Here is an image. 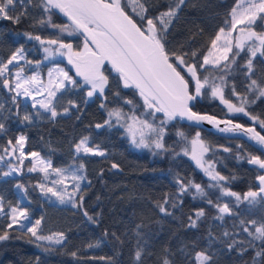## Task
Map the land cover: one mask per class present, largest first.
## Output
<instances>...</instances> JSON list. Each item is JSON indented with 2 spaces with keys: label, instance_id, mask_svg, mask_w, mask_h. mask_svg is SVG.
I'll return each mask as SVG.
<instances>
[{
  "label": "trees",
  "instance_id": "obj_1",
  "mask_svg": "<svg viewBox=\"0 0 264 264\" xmlns=\"http://www.w3.org/2000/svg\"><path fill=\"white\" fill-rule=\"evenodd\" d=\"M121 2L123 5L125 0ZM235 4L236 0H186L177 18L169 26V50L178 51L183 46L182 50L189 54L196 51L197 57L192 59L189 56L188 62L202 63L203 56L211 47V39L225 25V20H230L229 13ZM39 5L40 0H32L31 4L28 0H24L23 5L17 3L16 11L10 15L24 12L18 23L0 18V63H5L18 48H23L25 62L30 66L28 71L39 68L37 61L44 65L50 63L44 62V48H56L57 45H42L28 34L32 37L39 35L43 40L59 37L64 43L72 44L74 51L83 50L85 38L79 32L68 36L65 32L52 28L51 24H70L54 10L45 13ZM170 6H174L173 0H147L146 15L154 18L167 11ZM125 11L140 23L139 18L131 11V6H126ZM136 11H140L139 7ZM49 15L51 23L47 22ZM41 19L45 20L44 24L39 23ZM262 23L257 20L254 28L264 32ZM229 56L231 57V53ZM247 59L246 51H241L236 57L239 67L233 64L227 70L230 75L229 85L234 83L236 91L242 94H247L246 85L249 83L245 79L246 69L243 67ZM60 63L65 64L72 73L65 60ZM253 65L255 75L252 78L264 80V57L258 54ZM102 70L109 78L111 89L106 90L104 96L97 94L89 98L86 95L87 87L81 90L69 84L57 95L59 111L65 108H69V111L59 112L54 118L50 113H44L43 118L32 121H24L21 105L25 104L31 114H34L35 109L28 102L23 103L24 99L20 96L14 101L13 93L3 88V78L0 77V123L5 126L0 131V154L10 145L9 141L12 142L11 145L15 144L18 136L24 134L27 151H37L49 157L55 166L83 163L87 179L78 195V198L83 195V206L73 207L44 201L37 190V182L40 180L37 172L5 177L0 175V197L4 204V212L0 213V234L5 230L10 234V239L0 242V264H137L134 253L138 243L143 247L139 264H162L165 256L172 264H190L195 252L201 250L209 252L212 264H264V257H255L256 251L264 248V242L254 240L242 230L243 227H248L250 231H254L247 221L255 220L258 224L264 222V206H249L247 202L237 204L234 197L218 199L221 196L218 190L206 188L213 205L228 203L232 209V215L225 214L220 219L218 209L209 205L207 199L199 196L194 198V190L179 193L176 182L177 177H182L185 182L193 181L202 186L209 183L203 169L189 154L196 133L200 134L199 139L211 149L205 153V161L214 162L215 171L230 178L224 182L225 186L241 196L250 189L257 190L256 177L262 171L257 166L250 165L247 157L262 156L261 152L242 138L221 136L177 118L167 121L165 126L164 142L170 149L168 152L153 155L150 149L136 148L131 143L126 126L116 124L114 118L113 126L104 124L108 119L107 110L120 107L124 112H130L131 106L124 105L123 100H132L135 105L141 106L136 111L137 116L144 113L142 119L151 121L153 118L146 115V110L142 107L143 100L137 90L124 89L110 65L105 64ZM199 71L202 77L209 76L210 80L222 74L217 66L207 65ZM74 79L83 83L82 78L74 75ZM118 91L123 98L121 101L114 100V93ZM224 95L226 99L239 104L229 89H225ZM247 95L250 101L254 100V103L246 106L247 112L250 116L264 119V97ZM69 101L75 102L77 107H71ZM102 103L107 105V109L101 107ZM194 109L231 117L244 124H255L262 131L256 122L251 121L250 116L229 113L227 106L208 92L197 101ZM163 119L162 113H156L157 124ZM97 124L103 127L97 128ZM178 132H182L184 138L178 136ZM85 136L89 137L90 144L105 149L106 155H75V144ZM225 148L230 151L225 152ZM238 156L246 158L238 159ZM113 163L119 167L112 168ZM4 170L6 166L0 163V174ZM18 185H23L29 201L21 199L23 193ZM165 195L171 197L170 205L173 202L176 205L167 206L170 215L161 213L157 207L158 203L163 202ZM16 204L30 206L35 217L43 218L45 230L64 232L67 239L63 246L53 244L48 251H44L37 243L47 247L48 242L32 243L29 241L33 238L20 228L13 226V229H7L9 206ZM200 209L204 210L205 215L197 220L195 227H191L190 217L195 219L194 214ZM84 211L93 220H89L83 214ZM241 221L245 222L244 225ZM225 232L230 235L225 236ZM234 241L238 243L233 244ZM89 244H98V247L89 248ZM230 244H233L231 249ZM73 252L77 253L75 257L71 255ZM108 258H111V262Z\"/></svg>",
  "mask_w": 264,
  "mask_h": 264
},
{
  "label": "snow or ice",
  "instance_id": "obj_2",
  "mask_svg": "<svg viewBox=\"0 0 264 264\" xmlns=\"http://www.w3.org/2000/svg\"><path fill=\"white\" fill-rule=\"evenodd\" d=\"M24 4V0H0V18L12 20L18 23L21 17L25 14L21 12L17 15H10L16 11V5ZM31 4L32 0H28ZM147 0H125L122 5L121 0H40V5L45 13H51L53 9H59L71 22L70 25H55L51 24L54 29H59V32H67L71 36L74 32H81L85 35V43L82 51H73V46L70 43H64L59 37L56 39L43 40L39 35L34 37L28 34L30 38L39 41L42 45H57L53 51L50 47H45L44 52L47 53L45 59L60 53L68 56L70 64L76 68V76L81 77L83 83L78 82L68 72L63 69H50L49 77H52L55 71L61 79L56 83L55 90H49L48 96L53 97L56 91L66 88L67 85H72L83 90L87 87V97L91 98L99 94L104 96L106 90H111L109 85V78L102 70L105 61L111 63L112 70L117 74L118 81L122 82L124 89L133 88L138 91L139 96L143 100L142 107L146 110V115L153 119H142L141 116L136 115L140 105H135L132 100H123V104L131 106L130 112H124L120 107H114L107 110L108 119L104 121L105 125L113 126V118L116 124L126 126L127 132L131 136V143L136 148H146L153 152V155H159L161 152H168L170 149L165 145V126L167 121L175 120L177 117L186 119L191 122L199 123L201 121H208L214 124L222 133H241L246 136L252 146L257 148L258 151L264 153V135L256 130V126L245 127L242 124H233L231 119L219 121L214 116L201 115L193 111L196 103L207 92L211 91L213 98L219 99L227 106V111L234 114H244L250 116L247 112L246 106L250 101L247 94H251L256 98L264 97V80L252 78L255 75V68L253 65L254 59L258 56L264 57V32H256L254 25L257 20L264 22V0H236V4L232 7L229 16L230 20H225V25L219 29V32L211 39V47L208 54L203 56L202 63H189L188 57L195 59L198 55L196 51L190 54L181 49L178 51H170L168 45L170 41L167 39L169 26L174 19L177 18L178 12L186 3V0H173L174 6H170L167 11L161 12L154 18H149L146 13L148 9L145 7ZM126 6H131V11L139 18L140 23L133 19L125 11ZM139 7L140 11L137 12L136 8ZM146 21V24L144 23ZM48 23H51V16H48ZM39 23L44 24L45 20L41 19ZM239 27V35L233 36V32L237 31ZM227 29V30H226ZM90 44L93 47H90ZM235 49V51H234ZM241 51H246L248 59L243 66L246 71L244 73L245 79L249 81L246 85V93L242 94L236 91V85L232 83L229 85L230 75L227 70L233 64H237L236 57L240 55ZM219 52V55L216 53ZM23 48H18L12 53L7 63H0V77H3L9 71V65L23 59ZM231 53V57L229 54ZM223 62V63H222ZM37 64L40 62L37 61ZM207 65H215L221 71L219 77H212L210 83L209 76H203L200 69H204ZM239 67V65L237 64ZM179 69V70H178ZM22 71V69H21ZM184 73V74H182ZM17 82L13 88L8 79L2 81L3 86L8 88L9 91L23 88V84L19 82L21 72H16ZM187 77V78H186ZM219 80V84L215 81ZM38 83V76L33 75L28 78L25 83ZM49 83H54L50 79ZM225 89L230 90V94L239 101V105L233 103L230 99H226L224 95ZM24 95H30L27 88L23 89ZM14 101L15 96L12 98ZM107 100V97H104ZM123 98L120 92L114 93V100L121 101ZM40 106L51 112L54 118L58 115L56 109L52 106V101L47 103L39 101ZM71 107H77L75 102L69 101ZM35 106V105H34ZM2 107V105H0ZM102 108L107 109V105L102 103ZM69 108L64 109L67 113ZM156 113H162L164 119L156 123ZM24 121L31 119L30 116L25 115ZM251 121L256 122L262 131H264V119L258 116H250ZM223 124L225 127L220 128L219 125ZM4 124L0 123V131L4 130ZM97 128L103 127L101 124L96 125ZM178 136L184 138L182 132L177 133ZM200 134L196 133V138L192 140L193 159L196 160L197 165L203 169L206 176L209 178V183L206 186L187 181L182 177H177V186L179 193L192 192L194 190L195 196L207 199L209 205H213V201L208 198V189H216L221 193L222 197H234L237 204L247 202L249 206L261 204L264 206V175H259L256 179L259 181L256 191L249 190L241 196L237 192L231 191L230 187H226L224 182L229 181V177L222 176L219 172L215 171V163L211 161H204V154L211 151L210 147L206 146L203 141L199 139ZM25 137L21 135L16 139L13 145V152L16 148L20 150V156L23 157ZM11 141L9 144L11 145ZM196 145H199V153H197ZM7 151V149H5ZM225 152L230 149L225 148ZM75 152L84 154H93L98 156H105L106 153L100 150L99 147H89V137L85 136L75 144ZM187 154V150H184ZM32 157H39V153H31ZM179 155V153H176ZM238 159H245L246 157L238 156ZM3 157H0L2 160ZM248 163L257 165L259 170H264V159L258 155H249L247 157ZM39 163L45 164V161L40 160ZM207 164V166H206ZM119 165L113 163L112 168H118ZM51 168V163L47 162L45 167L40 171L46 174L47 179L48 169ZM84 165L81 163L79 168L72 171V179L77 181L71 193L68 192L65 180L67 177L64 175L67 169L55 168L52 169L59 180L52 183L54 185H61V189L57 190L54 187H45L40 184L39 188L44 195L51 193L56 197L61 204L70 203L73 207L83 206V195L77 199V193L80 192L79 181L85 177L77 175ZM12 171H19V169H12ZM29 172L37 171L33 166L28 169ZM5 173L4 175H9ZM23 188V185H18ZM171 197L165 195L162 203H158L157 207L161 213L170 215L168 207L170 205ZM175 207V203H171ZM218 209L219 218L223 219L225 214L232 215V209L228 203L223 205L217 203L213 205ZM10 207V222L7 229H13L14 225L19 226L21 231L26 235L30 234L33 238L32 243L41 241L49 242L47 247L37 243V246L43 247L44 251H48L53 244L63 246L66 242L64 232L54 233L52 235L40 234V226L42 217L36 219L34 222L31 220L27 208H22L19 205ZM3 198L0 197V213H3ZM89 220L93 217L89 216L87 211L83 213ZM195 219L190 217V226L195 227L197 220L205 215L204 210L200 209L195 214ZM244 221L241 224L244 225ZM254 231H250L248 227H243V231L253 237L254 240L264 242V222L257 223L255 220L247 221ZM30 225V226H29ZM140 227L139 225L137 226ZM225 236L230 233L225 232ZM115 237V233H113ZM10 239L8 230L0 234V242ZM116 239H119L116 237ZM238 242L234 241L233 244ZM233 244L229 245L231 249ZM87 247H98V244H89ZM247 249H242L246 251ZM165 252H168L165 249ZM76 256L77 253H71ZM143 255V247L139 245L134 253V260L139 264ZM255 257H264V248L256 251ZM254 257V259H255ZM39 259V258H37ZM103 259V258H101ZM111 262V258H108ZM162 264H172V261L167 256L164 257ZM190 264H212V256L206 250L195 252Z\"/></svg>",
  "mask_w": 264,
  "mask_h": 264
},
{
  "label": "rangeland",
  "instance_id": "obj_3",
  "mask_svg": "<svg viewBox=\"0 0 264 264\" xmlns=\"http://www.w3.org/2000/svg\"><path fill=\"white\" fill-rule=\"evenodd\" d=\"M261 26L264 27V22L262 23ZM239 27L240 26H238L237 31L233 32V36L234 37L239 35V31H238ZM254 30L256 32H260L258 28L257 29L254 28ZM261 32H263V31H261ZM65 34L68 35V33H66V32H65ZM47 47H50L53 51L55 50L54 47H51V46H47ZM22 55H23L24 58L14 62L12 65H9V71L6 72L2 78H3V80L4 79H8L10 81V85L14 88L15 87V83L17 82V78H16L15 74L18 71L21 72V75H20V78H19V82H21L23 84V88L16 89L15 91H13V94H14L15 97H17V96L23 97V99H24L23 103L28 102L31 105V107H33L35 109L34 114H31V113H29V111H28V109H27L25 104L21 105L22 108L20 109V111L23 114V116H25V115L30 116L31 119L28 120V121H32L33 119H41V118H43V114L44 113H50L51 114L50 111L42 108L40 106V103H38L39 101H43L44 103H47L49 100L52 101V106L56 109L57 113L64 112V110L59 111V108L57 106V95L64 88L60 89L59 91H56V95L55 96H53V97H49L48 96V91L49 90H53V91L55 90L56 83L59 82V79H61V77H59L58 74L55 71H53L52 77L50 78L48 73H49L50 69L54 70V69L59 68V69H63L64 71L68 72V74L74 78V76L70 73L69 69L64 64L59 63V62H61L62 59H65V60L68 61V56L67 55H62L60 53H56L55 55L49 57L47 60L44 59L45 60L44 62H50L49 64L44 65V63H39V64H37L39 68H35L34 70L28 71L30 66H29L28 63L25 62L26 59H25L24 52L22 53ZM46 55H47V53H45V56ZM216 55H219V52H217ZM5 63H7V60H6ZM42 65H44L43 66L44 69H42ZM209 66H213L214 67L215 65H209ZM21 69H22V71H21ZM33 75L38 76V81L39 82L38 83H31V82L25 83V81H28V78L33 76ZM50 79L53 80L54 83H49ZM211 82L212 81L210 80V83ZM215 82L217 84H219V80L218 79H216ZM24 88H27L29 90L30 95L26 96V95L23 94V89ZM208 93L211 95L210 89H209ZM216 99H218L221 103H223L219 99V97H216ZM21 135H23L25 137L24 134H20L19 137ZM13 145H15V144H13ZM13 145H8L5 148V149H7V151H4L3 154H0V157H3V159L0 160V163L4 164L6 166V170L1 172L0 175L2 177L19 175V174H22L24 172H29L28 169L33 167V166H35L37 171H34V172L39 173V177H40L39 182H37V188H38L37 190H38V193L41 196V198L44 201H46V202L55 203V204H58V205H61V206L72 205L70 203L61 204L57 200L56 197L51 195V193H49L48 195H44V193H42L40 191L39 185L40 184H44L45 187H54L57 190L61 189V187H62L61 185H58V184L54 185L52 183L53 181L60 179V177L57 176L56 173L52 171V169H55V168L67 169V171H65V173H64V175L67 177V179L65 180V184L67 186L68 192L71 193L73 191L74 185L77 183V181L72 179V174L71 173H72L73 170L78 169L79 165L78 164H69V165H65V166H55L53 164L52 160L49 157H45V156L41 155L39 152H37V151H27L26 148H25L26 139H25V144H24V148H23V152H24L25 155L23 157L20 156L19 148H16V150L13 152V147H12ZM89 147L95 148L97 146H94V145L89 143ZM193 147L194 146L192 145V147H191V149L189 151V154L192 157H193V153H192ZM195 147L197 149V153H199V145H196ZM99 149L103 150V151H105V153H107V151L105 149H103L101 147H99ZM11 152H12V156L10 155ZM33 152L39 153V157L38 158L37 157H32L30 154L33 153ZM74 154L75 155H79V154H84V153L81 152V153L78 154V153L75 152V148H74ZM91 155H93V154H91ZM40 160L45 161L46 163L47 162L51 163V168L48 169L47 179H45L46 174L44 172L40 171V169L42 167L46 166V163L45 164H41V163H39ZM204 161H205V154H204ZM14 168L19 169V171H12V169H14ZM5 173H10V174L9 175H4ZM77 175L85 177L84 170L80 169L77 172ZM85 182H87L86 177H85V179L79 181L80 189H81L82 184L85 183ZM20 189H21V191L23 193L21 199L23 201H29V197L26 194L24 187L20 188ZM78 195H79V192L77 193V199H78ZM17 205H19V204L11 205V206L15 207ZM19 206L22 207V208H27V210L29 212V215H30V218H31V220L33 222L36 219H40L41 218V217H35L34 216V212L30 208V206H22V205H19ZM3 212H4V208H3ZM8 213H9V222H10V207L8 209ZM14 226L19 228V226H17V225H14ZM43 227L44 226H43V220H42L41 226H40V234H42V235H52L54 233L62 232V231H57V230H54V231L48 230L47 231ZM44 242H47V241H44Z\"/></svg>",
  "mask_w": 264,
  "mask_h": 264
},
{
  "label": "water",
  "instance_id": "obj_4",
  "mask_svg": "<svg viewBox=\"0 0 264 264\" xmlns=\"http://www.w3.org/2000/svg\"><path fill=\"white\" fill-rule=\"evenodd\" d=\"M57 14H59L67 23H69V24H71V22L69 21V19H68V17L67 16H65L62 12H60L59 11V9H53ZM84 38H85V35L84 34H82L81 32H79ZM90 46L91 47H93L91 44H90ZM105 64H109L110 66H111V63L110 62H108V61H105ZM104 64V65H105ZM103 65V66H104ZM102 66V67H103ZM72 68H73V72L75 73V75H76V68H75V66L74 65H72ZM111 68H112V66H111ZM78 77V76H77ZM79 78H81V77H79ZM4 88H6V87H4ZM7 90H8V88H6ZM193 111H196V112H198V113H200L201 115H209V116H214L217 120H219V121H223V120H227V119H231L232 120V122H233V124H242V125H244L246 128L247 127H253V126H256V125H254V124H244V123H242V122H240V121H238V120H235V119H233V118H231V117H227V116H218V115H215V114H213V113H210V112H205V111H197V110H195V109H193ZM177 119H179L180 121H182V122H184V123H187V124H190V125H193V126H196V127H200V128H204V129H206V130H208V131H211V132H213V133H215V134H218V135H221V136H225V137H230V138H233V137H239V138H242V139H244V140H246V141H248L249 142V140L247 139V137L246 136H243V134H241V133H222V132H220L219 130H218V128L214 125V124H212V123H210V122H208V121H201V122H199L198 124L197 123H195V122H191V121H188V120H186V119H181L180 117H177ZM219 127L220 128H223V127H225V125H223V124H220L219 125ZM256 130L258 131V132H261V135H264V133L262 132V131H260L257 127H256ZM250 143V142H249ZM250 144H252V143H250ZM262 154V156H261V158L262 159H264V153H261ZM258 156H260V155H258ZM250 165H252V164H250ZM254 166H257V165H254ZM258 167V166H257ZM262 171V173L260 174V175H264V170H261ZM256 182H257V185H258V183H259V181L256 179ZM258 190V189H257Z\"/></svg>",
  "mask_w": 264,
  "mask_h": 264
},
{
  "label": "bare ground",
  "instance_id": "obj_5",
  "mask_svg": "<svg viewBox=\"0 0 264 264\" xmlns=\"http://www.w3.org/2000/svg\"><path fill=\"white\" fill-rule=\"evenodd\" d=\"M55 12V11H54ZM56 13V12H55ZM57 14V13H56ZM57 15H59V14H57ZM60 16V15H59ZM61 17V16H60ZM62 18V17H61ZM63 19V18H62ZM64 20V19H63ZM65 21V20H64ZM10 82V81H9ZM2 86H3V84H2ZM3 88H4V86H3ZM5 90H7L6 88H4ZM9 90V89H8Z\"/></svg>",
  "mask_w": 264,
  "mask_h": 264
}]
</instances>
